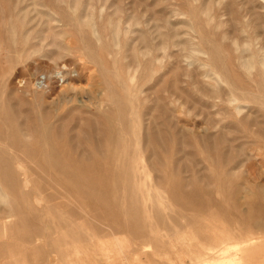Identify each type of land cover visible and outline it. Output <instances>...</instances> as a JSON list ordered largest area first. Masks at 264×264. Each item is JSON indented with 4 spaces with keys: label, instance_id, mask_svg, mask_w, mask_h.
<instances>
[{
    "label": "rangeland",
    "instance_id": "obj_1",
    "mask_svg": "<svg viewBox=\"0 0 264 264\" xmlns=\"http://www.w3.org/2000/svg\"><path fill=\"white\" fill-rule=\"evenodd\" d=\"M204 7L209 8L208 17L201 11ZM87 17L120 21L116 41L110 42L113 31L108 28L94 26L87 35L100 33L93 37L97 46L110 43L100 52L99 63L118 77L132 79L145 99L137 106L144 167L115 174L120 177L115 194L132 217L121 218L119 229L113 216H105L113 224L95 221L92 215L86 218L84 208L66 191H61V201L52 202L63 213L76 211L70 221L44 215L2 218L6 214L0 204V264H95L91 253L101 257L99 264H205L210 255L194 242L202 240L199 228L208 225L231 238L223 254L225 264H242L243 246H250V254L264 249V233L242 231L243 218L259 221L264 208V199L255 193L264 191V112L243 99L245 95L238 100L231 96L229 85L206 70L208 56L202 52L209 37L212 49L236 72L238 54L249 59L251 51L258 50L264 57V0H0L3 101L24 134L34 125L58 129L62 146L85 163L103 156L98 146L104 125L98 117L115 109L100 66L82 45ZM143 34L157 45L160 68L142 84L135 80L138 69L131 56L138 52L146 57ZM249 36L257 49L245 47ZM11 37L25 40L13 44ZM188 41L198 50V61H191L183 48ZM245 80L256 85L251 76ZM42 116L44 121L34 122ZM145 133L153 135L156 152L146 149ZM8 154L18 178L28 180L26 171L37 168L36 162L12 149ZM32 175L50 184L44 172ZM235 186L237 205L226 195ZM195 202L201 207L193 211L187 205ZM174 212L181 218H160V213ZM85 219L94 231L85 229ZM167 226L166 232L162 228ZM172 229L179 230L172 234ZM260 257L259 264H264V250Z\"/></svg>",
    "mask_w": 264,
    "mask_h": 264
},
{
    "label": "bare ground",
    "instance_id": "obj_2",
    "mask_svg": "<svg viewBox=\"0 0 264 264\" xmlns=\"http://www.w3.org/2000/svg\"><path fill=\"white\" fill-rule=\"evenodd\" d=\"M201 11L208 17L209 8L204 7ZM22 19L20 18V20ZM87 20V23L84 20L82 22L85 27L82 45L87 48V51L89 49L88 57L92 62L100 66L101 72L106 79V87L112 96L110 102L115 106V109L111 110L107 115L106 113L99 114L98 117V119L103 121L104 125L103 141L98 146V154H102L103 156L89 163L83 162V158L72 156L71 152H68L62 146L64 138L61 132L58 129L54 130L51 126L34 125L30 132L24 134L20 124L14 118L15 113L13 109L3 101V97L0 95V140L5 143L0 145V204L3 205L4 208L2 211L6 214L2 218H10L18 215L28 217L44 215L48 217H63L67 221H70V218L73 217L76 211L71 209L63 213L62 210L55 208L52 202L57 199L59 201L62 200L60 198L61 191L69 192L75 196L78 203L84 208L86 218L92 215L96 216L94 218L95 221L113 224L111 218H105L106 215L113 216L112 218H114L115 222L113 225L119 229L122 226L121 218L132 217L126 205H123L121 198L115 194V190L117 189L116 183L120 182V177L115 174L123 170L131 173L134 170L144 167V161L140 158L143 148L140 145V141L143 138V130L142 134H140V115L139 111H137V106H143L145 99L139 96L141 87L134 84L132 79L126 80V77L124 78L122 75L118 77L115 71L99 63L100 52L107 50L106 47L109 42L104 43H107L105 45L106 47L97 46L93 37H97L100 34H96L99 32L98 30L96 33L91 31V34L93 32L96 34V36L92 35V38L90 37L91 35H87V32L89 33L91 29L93 30L94 26L99 27L101 30L108 28L110 31H113L110 42L116 41L118 31L121 29L120 21L109 18L101 22H98L99 19H96V22L93 18L89 19V17H87ZM193 25L197 26L195 22H193ZM218 25V23L215 24V26ZM144 35H142V39L146 44L144 51L147 54L146 57L143 58L136 50L134 51L136 53H132L131 56V61L138 69V75L135 77V80H142V84L152 79L160 68V63L155 60L157 45L152 44L149 38L147 36L144 37ZM101 36L103 38V35ZM24 40L25 37H19L15 40L11 37L13 44H20ZM253 43H255V39L249 36V40L246 46H244L254 47L255 44ZM183 48L188 53L191 61L199 60L197 56L198 50L192 48L190 41L185 42ZM202 48L204 50L202 52L208 56V63H203L206 66V70L214 72L221 80L229 85L231 96L238 100L241 98V95H245L243 99L254 102L264 112V57L258 56V50L251 51L249 59H244L243 56H240L241 54H238L237 59L239 63L237 65L238 71L236 72L231 71L227 64L223 62L218 50L212 49L209 37L205 38ZM118 54L117 56H119ZM245 76H251L252 80L256 82V85H250L245 80ZM73 109L77 110L79 107ZM45 115L48 116L47 111H45ZM46 116L36 117L34 118V122L44 121ZM145 135L148 138V146H146V149L156 152L152 147L155 141L152 140L153 135L145 133L144 137ZM9 148L17 154L32 159L38 165L37 168H30L26 171L27 177H29L28 180L21 181L18 178L16 168L13 164L14 161L8 154V150L10 151ZM37 171L47 174L48 177L44 179H47L50 184H46L42 181V178L32 175ZM186 182L190 183L189 181ZM55 183L58 189L55 187ZM180 185L182 186L184 184L180 182ZM238 192L239 187L235 186L233 192L226 194L228 195V200L232 201L234 205H237ZM255 193L257 197L262 200L264 199L263 190L256 189ZM187 206L189 209H193L194 207L193 211L201 207L198 202H195V204L188 203ZM180 208L184 209L183 203L180 204ZM180 212H174L173 214L160 213V218H181ZM236 213L238 214V210H236ZM197 216L193 215V218H201ZM258 216L260 218L259 221H256L255 218H252V221L251 219L246 220L243 218L242 231L244 235L252 233L253 236L256 232L264 233V208ZM140 220L142 221V218ZM85 225L87 231L91 229L94 231L96 229L92 225L88 226L87 219H85ZM162 229L166 232L170 230L168 226ZM177 231L176 229H172V234L177 233ZM198 233V236H202V240L196 239L194 243L198 247V250L204 248L206 253L210 255L208 259H204L205 264H212L211 262H215L214 264H225L226 262L222 260L224 259L223 254L227 253L226 246L230 245L231 238L222 233L217 234L215 226L211 225L200 227ZM151 237L153 236H149V238ZM252 238L253 240L255 239V237ZM84 239H87V236ZM194 243L192 242L191 245ZM232 243L238 244V242ZM164 246L162 245V247ZM248 247L246 245L240 249L243 255L242 264H259L261 261L260 253L264 249H259L255 246L254 253L250 254V248ZM213 256L215 258H212ZM231 256L235 257V255ZM90 257L94 260L95 264L103 263L99 255L95 257L91 253Z\"/></svg>",
    "mask_w": 264,
    "mask_h": 264
},
{
    "label": "crops",
    "instance_id": "obj_3",
    "mask_svg": "<svg viewBox=\"0 0 264 264\" xmlns=\"http://www.w3.org/2000/svg\"><path fill=\"white\" fill-rule=\"evenodd\" d=\"M105 263V262H104Z\"/></svg>",
    "mask_w": 264,
    "mask_h": 264
}]
</instances>
